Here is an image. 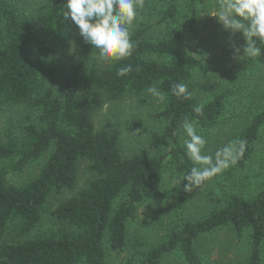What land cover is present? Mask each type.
<instances>
[{
	"label": "trees",
	"instance_id": "obj_1",
	"mask_svg": "<svg viewBox=\"0 0 264 264\" xmlns=\"http://www.w3.org/2000/svg\"><path fill=\"white\" fill-rule=\"evenodd\" d=\"M66 2L0 0V112L18 108L25 115L19 130L0 131V264H106L109 252L127 249L128 226L139 208L166 204V172L174 179L169 221L159 242L132 245L134 264H164L173 256L184 264H209L198 242L224 230L247 238L236 264H263L264 159L257 150L264 133V48L240 68L218 71L219 82L202 97L191 89L187 45L203 11L217 0H144L130 29L132 55L106 64L80 35L73 39L79 30L63 15ZM127 66L132 71L117 76ZM177 83L187 85L191 98L173 94ZM150 86L164 94L152 116L158 127L150 135L154 153L124 157L118 136L97 131L93 116ZM198 104L201 115L193 111ZM185 119L206 145L246 142L237 162L216 175L217 191L198 217L187 214L198 187L183 190V177L197 166L182 146ZM40 163L34 179L9 182ZM80 163L91 175L85 187L49 213L47 233L32 236L50 195L75 188ZM10 231L16 236L7 241Z\"/></svg>",
	"mask_w": 264,
	"mask_h": 264
},
{
	"label": "rangeland",
	"instance_id": "obj_2",
	"mask_svg": "<svg viewBox=\"0 0 264 264\" xmlns=\"http://www.w3.org/2000/svg\"><path fill=\"white\" fill-rule=\"evenodd\" d=\"M215 8L216 6H213L203 11L197 31L189 39L187 45L195 76L191 89L194 91L193 93L202 95V97L209 95L219 82L218 71H221L222 68H228V70L240 68V62L249 59V57L243 56V49L246 47L243 34L225 30L218 22V18L210 16L214 14ZM222 31L224 34L221 33ZM77 37L79 34L74 33L73 39L76 40ZM75 44L73 41L68 50L70 55L74 52ZM256 44H259L258 40ZM236 49H240L239 54L236 53ZM261 60H264V54L260 56ZM231 65L235 67H231ZM160 102V99L153 97L148 92L137 97L127 95L121 101L107 104L95 113L93 116L95 129L116 134L119 139L121 154L124 157L139 154L143 150L153 154L154 148L150 144V135L158 127L152 116L158 110ZM24 123L25 115L21 109L11 108L0 112V131L7 127L19 130ZM220 148L222 147L208 143L202 151L205 155H212ZM257 151L259 159H264V133L261 136ZM42 164L32 165L22 174L10 176L9 182L13 185H21L34 179ZM90 176L87 165L80 163L75 188L72 191L50 195L41 223L33 231L32 236L47 233L51 229L49 213L59 203L72 198L83 189ZM216 180L217 177L214 176L198 187L196 198L188 209V215L198 217L206 211L209 199L214 191H217ZM173 188L172 173L166 172L162 178V191L166 204L161 210L155 209L149 204L140 207L134 223L128 226L127 249L118 254L109 252L106 264H134L137 255L132 245L137 240L154 243L162 239L165 225L169 221V213L172 212L171 195ZM15 236L14 231H10L6 240H12ZM246 247L247 238H237L225 230L206 235L198 242V248L206 254L209 264H236L244 258ZM164 264L184 263L173 256L167 258Z\"/></svg>",
	"mask_w": 264,
	"mask_h": 264
},
{
	"label": "clouds",
	"instance_id": "obj_3",
	"mask_svg": "<svg viewBox=\"0 0 264 264\" xmlns=\"http://www.w3.org/2000/svg\"><path fill=\"white\" fill-rule=\"evenodd\" d=\"M143 6L144 0H67L63 15L65 19H71L78 27L79 35L97 51L99 62L106 64L132 55L134 43L130 29L137 18V9ZM210 16L218 18L225 30L243 34L246 41L243 56L256 58L261 55L264 48V0H217L215 12ZM235 51L240 53V49ZM131 71V66L121 67L116 74L125 76ZM147 91L153 97L164 99V94L155 86H150ZM172 92L184 99H189L192 95L183 83L174 84ZM193 111L201 115L203 105L194 106ZM183 132L186 137L182 141L185 154L197 165L183 177L185 192L191 191L193 187H200L235 164L246 148L245 141H232L214 154L205 155L202 150L206 140L197 133L194 122L185 119Z\"/></svg>",
	"mask_w": 264,
	"mask_h": 264
}]
</instances>
